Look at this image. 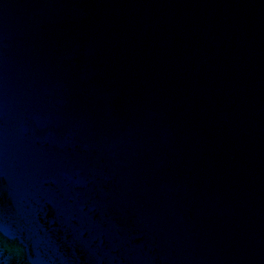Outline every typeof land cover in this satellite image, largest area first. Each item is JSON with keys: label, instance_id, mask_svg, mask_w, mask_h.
I'll return each mask as SVG.
<instances>
[{"label": "water", "instance_id": "water-1", "mask_svg": "<svg viewBox=\"0 0 264 264\" xmlns=\"http://www.w3.org/2000/svg\"><path fill=\"white\" fill-rule=\"evenodd\" d=\"M0 264H264V0H0Z\"/></svg>", "mask_w": 264, "mask_h": 264}]
</instances>
